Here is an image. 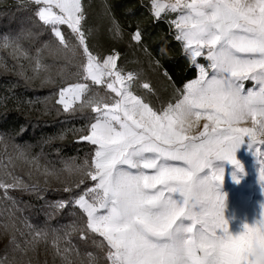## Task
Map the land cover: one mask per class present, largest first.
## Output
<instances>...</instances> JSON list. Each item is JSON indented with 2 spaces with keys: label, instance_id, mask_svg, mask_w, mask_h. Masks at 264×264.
<instances>
[{
  "label": "snow or ice",
  "instance_id": "obj_1",
  "mask_svg": "<svg viewBox=\"0 0 264 264\" xmlns=\"http://www.w3.org/2000/svg\"><path fill=\"white\" fill-rule=\"evenodd\" d=\"M29 2L59 45L80 58L76 71L58 88L56 103L64 112L92 113L87 133L80 137L92 146L89 157L80 164L66 163L63 169L80 174L76 188L90 184L55 204L57 210L71 204L83 220L82 225H69L63 238L56 229L34 230L22 247L9 211L0 220V233L9 236L8 244L20 258L0 256V264H24L23 257L49 241L61 264H252L253 243L264 245V211L233 235L224 215L226 195L219 191L224 169L214 168L213 161H228L243 172L236 151L247 138L261 165L258 182L264 191V0H150L154 19L174 15L167 20L174 39L197 70L194 79L174 87L172 99L158 108L134 91L139 73L118 67V52L104 57L92 52L90 33L82 24L83 0ZM113 24L119 36L115 19ZM60 26H66L67 35ZM132 39L142 42L139 28ZM0 49L27 58L16 38L4 36ZM39 51L36 66L46 70ZM0 68L7 70L2 60ZM164 75L171 81L167 72ZM49 83L54 81L46 76L42 84ZM141 86L153 92L149 83ZM77 103L79 108L74 107ZM14 160L31 163L35 158L30 160L18 145L9 154L5 145L0 190L6 199H11L9 189L30 187L9 170ZM45 173L58 175L47 168ZM73 232L85 243L91 239L97 252H86L80 259L67 239ZM62 239L67 246H60Z\"/></svg>",
  "mask_w": 264,
  "mask_h": 264
},
{
  "label": "trees",
  "instance_id": "obj_2",
  "mask_svg": "<svg viewBox=\"0 0 264 264\" xmlns=\"http://www.w3.org/2000/svg\"><path fill=\"white\" fill-rule=\"evenodd\" d=\"M83 3L86 9V21L82 24L84 30L90 33L87 39L94 54L104 56L115 50L120 56L118 67L125 72H136L133 70L135 66L133 61L139 60L146 65V69L149 70L151 67L157 69L166 80V88L171 90H174V87H182L186 81L196 77V68L190 66L189 58L169 31L167 22L164 19L156 20L151 15L150 0H83ZM113 19L119 25V36L112 31ZM23 25L32 26L35 33L42 32L38 39L39 44L44 40L56 42L50 29L37 19L33 9L2 7L0 4V36L16 34ZM137 28L142 33V42L132 39ZM61 29L68 34L66 26H61ZM156 61H159V65ZM165 72L171 76V81L165 77ZM147 83L150 86L154 85L151 81ZM11 84L8 77L0 74V135L3 139L9 144L21 146L27 144L35 153L52 155L55 159H59L61 153H66L67 158L73 159L89 157L92 146L80 140V137L87 133L90 121L88 115L77 116L76 111L64 112L61 109V115L54 118L52 123L46 124L41 120L31 119L27 110L38 103L36 92L26 88L21 78H18L15 88ZM49 92L55 91L51 88L41 90L40 94ZM138 94L144 95L143 92ZM171 99H165L162 104L156 101L151 105L158 108ZM53 106L60 107L55 101ZM66 126L72 128L68 138L63 135ZM75 194L78 193L65 192L64 189L21 190L18 188L8 190L7 195L11 199L6 201L12 205V208L15 206L13 211H16L27 223L37 229L49 231L56 229L63 238L64 231L68 230L69 225L73 223L82 225L83 220L78 208L70 204L65 209L57 210L55 204L69 200ZM67 239L80 252V259H84L86 252H97L91 239L85 243L80 239L79 232H73ZM97 239L102 238L97 237ZM60 246H67L64 239L61 240ZM49 247H51L50 241L48 244L40 243L37 252L30 251L23 257L24 263L26 264L31 258V264H61V259L55 254L53 247H51L52 253L47 252Z\"/></svg>",
  "mask_w": 264,
  "mask_h": 264
},
{
  "label": "rangeland",
  "instance_id": "obj_3",
  "mask_svg": "<svg viewBox=\"0 0 264 264\" xmlns=\"http://www.w3.org/2000/svg\"><path fill=\"white\" fill-rule=\"evenodd\" d=\"M0 4H2V7H23L26 9H33V11L36 10V6L30 3L29 0H0ZM174 18V15H172L164 20L167 22L168 19ZM32 28V26L23 25L16 34H5L0 36V40H2L4 36L16 38L22 50L27 53L26 58L24 55L20 54L14 56L11 49H0V60L7 66L6 71L0 68V74L9 78L13 88L17 86L18 78H21L26 88L36 92L35 96L38 103L29 107L27 114H29L31 119L41 120L49 124L53 122L54 118L61 115V109H63L62 105H59V108L53 106L54 101L56 103L58 99L55 92L57 93L58 88L64 83L69 74L76 71L75 65L79 62L80 58L79 56L72 57L70 52H67V50L59 45L58 39L54 36L56 42L44 40V42L42 41V43L39 44L38 39H40L42 32L35 33ZM169 31L175 35L174 30H171L170 27ZM69 42L70 44L75 43L72 40ZM46 43L48 47L45 48L44 45ZM38 50H40L39 57L41 64L47 65L46 70L44 68L38 69L36 66L35 58L37 57ZM198 59L200 63H205L202 58ZM133 63L135 64L133 70H136L134 73H139L140 76V79L136 81V86L134 88L135 92H143L147 97L143 96L150 101V103L157 101V103L162 104L165 99L173 97L174 90L166 88V80L158 73L157 69L149 65L151 68L149 67L150 69L148 70L145 68L146 65L139 60L133 61ZM46 76H50L54 83L42 84V80ZM149 81L154 84L150 86L153 92H149L141 86L142 83ZM246 87H251V82H247ZM51 88L54 89L55 92H49L44 95L40 94L41 90H49ZM75 107L79 108V104H76ZM75 114L77 116H80V114H84L85 116L88 115L89 118L92 116V113L88 109L76 111ZM202 124L203 121H201V126ZM71 129L72 128L66 126L63 133L65 138L70 136ZM52 144L53 143H51V145ZM5 145H7L8 153L13 154L16 144H9L7 140L3 139V141H0V155L3 154ZM18 146L27 153L30 160L34 157L35 161L30 163L22 160H14V166L10 165L9 170L13 171L15 176L20 177L25 184L30 186L28 190H37L39 188L64 189L65 187H70L72 188V192L70 193L74 191L79 193L85 186L90 184L89 181H86V185H81L80 188H76L75 182L81 178L80 174L73 173L69 175V173L63 171L66 163L80 164L85 157L82 159H73L67 158L66 153H61V157L55 159L52 155L45 156L43 153H35L32 147L27 144ZM253 151L254 150L249 149L247 138H245V142L242 143L241 147L236 151V159L243 166V172L228 161H213L214 168L222 167L224 169L223 183L219 191L226 195L224 215L225 219L228 221L229 231L233 235H237L243 231V226L245 224L251 226L256 220L260 219L261 213L264 211L261 207L264 205V191H262L260 183L258 182V170L261 165L257 162V158L253 155ZM259 155L258 153V158ZM46 168L55 170L58 175H46ZM208 171L210 170L206 169L205 173ZM234 176L236 179L233 178ZM2 191L3 190H0V220L6 218L9 211L14 214L17 227L20 230L16 233L17 242L23 247L25 240L32 239V235L30 234L33 233L34 230L39 229L27 223L24 218L18 216L16 211H13L15 206L12 208V205L7 203V199ZM29 225L31 227H29ZM21 233H23V235H21ZM8 239L9 236L7 234L0 233V256L7 255L9 259H11L12 256L15 255L19 259V252H13L12 246L8 244ZM51 247L47 249L48 253L53 252Z\"/></svg>",
  "mask_w": 264,
  "mask_h": 264
},
{
  "label": "clouds",
  "instance_id": "obj_4",
  "mask_svg": "<svg viewBox=\"0 0 264 264\" xmlns=\"http://www.w3.org/2000/svg\"><path fill=\"white\" fill-rule=\"evenodd\" d=\"M252 255L254 257L252 264H264V245L255 241L252 245Z\"/></svg>",
  "mask_w": 264,
  "mask_h": 264
},
{
  "label": "crops",
  "instance_id": "obj_5",
  "mask_svg": "<svg viewBox=\"0 0 264 264\" xmlns=\"http://www.w3.org/2000/svg\"><path fill=\"white\" fill-rule=\"evenodd\" d=\"M104 56H106V55H104ZM104 56H99V57H104ZM117 64H118V61H117ZM78 104V103H77ZM166 104V103H165ZM75 107V106H74Z\"/></svg>",
  "mask_w": 264,
  "mask_h": 264
}]
</instances>
